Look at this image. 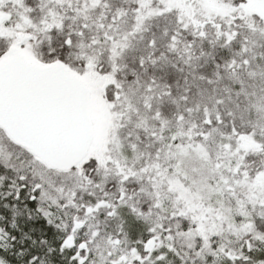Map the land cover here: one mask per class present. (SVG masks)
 <instances>
[{"label":"snow or ice","instance_id":"snow-or-ice-1","mask_svg":"<svg viewBox=\"0 0 264 264\" xmlns=\"http://www.w3.org/2000/svg\"><path fill=\"white\" fill-rule=\"evenodd\" d=\"M0 264H264V0H0Z\"/></svg>","mask_w":264,"mask_h":264}]
</instances>
